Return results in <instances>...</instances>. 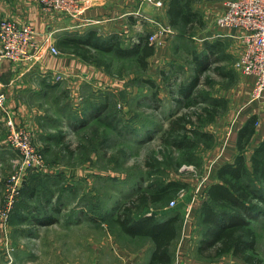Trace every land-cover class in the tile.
Here are the masks:
<instances>
[{
  "label": "rangeland",
  "instance_id": "rangeland-1",
  "mask_svg": "<svg viewBox=\"0 0 264 264\" xmlns=\"http://www.w3.org/2000/svg\"><path fill=\"white\" fill-rule=\"evenodd\" d=\"M147 3V36L155 31L157 41L149 43L154 51L145 68L133 57L73 49L86 73H77L83 78L79 84L69 83L60 72L38 76L36 89L21 96L24 113L8 106L0 90L5 94L0 107V212L5 210V215L0 214V264H95L91 251L79 248L75 226L80 223L85 232L83 244L91 243L93 237L115 238L131 249L149 252V239L128 237L115 222L125 208L133 217L151 212L157 218L178 214L171 261L177 260V246L186 233L187 242L197 246L198 205L211 179V162L234 115L247 105L250 82L234 65L237 53L232 41L212 31L224 2H194L201 24L190 29L161 20L154 8L164 0ZM157 22L168 24L172 32L158 31ZM63 34L55 28L43 40L41 50L56 56L70 50L59 45ZM116 34L121 45L131 44V36ZM213 40L221 43L215 59L191 92L181 94L178 85L194 75L193 53H200L204 42ZM181 113L186 115L183 138L188 145L177 147L172 143L175 133L165 130L169 120ZM8 117L25 132L41 164L23 166L24 156L9 144ZM169 180L179 187L163 199L144 197L151 192L150 183ZM250 224L259 264H264V214ZM107 250H101L98 264L110 263ZM192 257L203 264H256L231 253L201 257L196 249Z\"/></svg>",
  "mask_w": 264,
  "mask_h": 264
},
{
  "label": "trees",
  "instance_id": "trees-1",
  "mask_svg": "<svg viewBox=\"0 0 264 264\" xmlns=\"http://www.w3.org/2000/svg\"><path fill=\"white\" fill-rule=\"evenodd\" d=\"M199 0H168L166 14L168 23L177 27L190 29L201 24L199 12L193 8V3ZM136 42L121 45L118 34L99 35L94 28L86 32H69L63 34L59 45L72 50L111 52L118 57H133L141 68L146 67V59L154 51L145 36ZM219 40L205 41L200 53H193L194 75L186 84H179L178 91L188 95L197 84L200 75L220 50ZM215 103V101H214ZM218 103V102H217ZM104 105V104H103ZM105 105L99 110H104ZM185 113L177 114L169 120L165 132L175 133L172 140L177 147L188 143L183 138L186 124ZM255 116H250L238 129L236 138L237 152L232 161L222 163L216 170L217 181L211 182L205 188V197L198 206V221L200 236L196 252L201 257H217L225 253L248 262L259 264L261 260L255 252V233L250 221L264 214V138L252 147L247 163L244 150L247 148L254 132ZM188 147V146H187ZM179 184L170 181L165 184L152 182L151 192H145L144 197L159 201ZM144 193V192H143ZM127 209L115 216V222L128 237H145L152 242V249L146 264H170V246L177 236L178 214L156 217L154 213H143L136 217L129 216ZM50 220H45L48 222Z\"/></svg>",
  "mask_w": 264,
  "mask_h": 264
},
{
  "label": "crops",
  "instance_id": "crops-1",
  "mask_svg": "<svg viewBox=\"0 0 264 264\" xmlns=\"http://www.w3.org/2000/svg\"><path fill=\"white\" fill-rule=\"evenodd\" d=\"M167 1L164 0L162 6L154 8L159 12L161 20L164 21H167ZM204 1L210 3L218 1L225 2V0ZM83 9L84 12L82 11L79 16L68 17L57 11H45L39 4L30 0H0V16L20 22L31 23L37 30L35 38L39 43L43 42L46 37L48 38L47 35L55 30V28H60L64 34L75 31L78 33L85 32L88 27L87 21L92 22L88 25L90 28H94L99 35L104 36L112 32L119 33L121 37L130 38L131 36L130 39H132V42H136L140 38L142 39L141 36H145V38L147 36L149 27L147 20L149 5L147 0H86ZM223 9L224 5L220 12ZM156 24L159 25L158 22ZM48 29L51 31H47ZM212 31L216 36L220 35V37L222 36L223 38L231 40L232 50L237 53L236 57L240 54L243 45L240 36H238V30H222L216 25L214 20L212 23ZM124 45L126 46L128 44L125 43ZM69 49L59 56L42 49L37 53L35 60L31 62H11L5 58H0V90L5 92L8 106L12 108L16 107L19 113H24L25 111L22 108H25V105L21 98L22 94L29 90H35V79L38 76H44L46 72H60L67 78L69 83L73 85L79 84L80 79H83L79 74H84L85 72L83 67H81V58L76 56L71 48ZM244 76L249 80L251 88L253 77ZM252 115L255 116L254 132L252 133L247 148L244 150L245 159L249 164V157L253 145L264 138V102L254 99L250 100V95L247 100V105L234 115L226 137L222 140L223 142L220 143L219 150L213 156L211 162L213 163L211 179L208 180L207 185L218 180L216 170L222 163L233 160L237 152L236 138L238 129ZM17 119L21 121V118ZM22 121L24 120L22 119ZM28 121L31 122L30 120ZM1 135H3V132L0 125ZM81 224L75 226L77 235L81 241L79 248L83 252L90 250L92 256L96 258L95 264H98L103 247L108 249L105 253L110 255L111 261L109 264H146L152 249V242L150 240L149 252H146L144 249H131L119 243L115 238L108 239L107 241L93 237L91 243L83 244L85 232ZM186 237L187 233L177 246V260L171 261L170 264H203L204 262L199 258L195 259L192 257V250L196 249V247L190 245ZM174 248L175 246H172L171 242L170 250L172 251ZM102 264H106V262L104 261Z\"/></svg>",
  "mask_w": 264,
  "mask_h": 264
},
{
  "label": "built area",
  "instance_id": "built-area-1",
  "mask_svg": "<svg viewBox=\"0 0 264 264\" xmlns=\"http://www.w3.org/2000/svg\"><path fill=\"white\" fill-rule=\"evenodd\" d=\"M46 11H57L68 17L80 15L86 0H30ZM222 30H238L242 50L235 59V67L246 76L253 77L250 100L264 102V0H225L224 9L215 17ZM158 31L172 32L168 24L158 25ZM36 30L26 22L0 16V58L11 62H31L41 50L43 42L36 41ZM155 31L148 34V43L157 41ZM46 39H48L46 37ZM55 53L56 48L49 45ZM5 94L0 92V107L4 106ZM9 144L19 149L23 166L42 163V158L29 144L25 132L7 118ZM12 178L16 179L15 175ZM13 190V187L12 189ZM10 199V198H9ZM10 203V200H8ZM173 204V200L170 201ZM0 212L5 215V210Z\"/></svg>",
  "mask_w": 264,
  "mask_h": 264
}]
</instances>
